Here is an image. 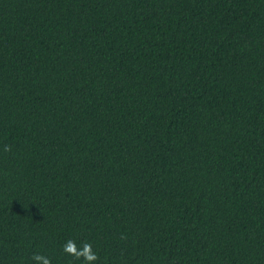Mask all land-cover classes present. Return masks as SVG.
<instances>
[{
  "label": "trees",
  "instance_id": "trees-1",
  "mask_svg": "<svg viewBox=\"0 0 264 264\" xmlns=\"http://www.w3.org/2000/svg\"><path fill=\"white\" fill-rule=\"evenodd\" d=\"M70 239L264 264V0H0V264Z\"/></svg>",
  "mask_w": 264,
  "mask_h": 264
},
{
  "label": "clouds",
  "instance_id": "clouds-1",
  "mask_svg": "<svg viewBox=\"0 0 264 264\" xmlns=\"http://www.w3.org/2000/svg\"><path fill=\"white\" fill-rule=\"evenodd\" d=\"M4 151H11V147L5 145ZM63 252L77 260L82 259L84 264H94V262L98 259L97 254L93 252L92 245L89 242H84L78 247L76 242L70 239L66 241L63 247ZM31 260L34 261L35 264H51V259L49 257L39 253L33 254Z\"/></svg>",
  "mask_w": 264,
  "mask_h": 264
}]
</instances>
